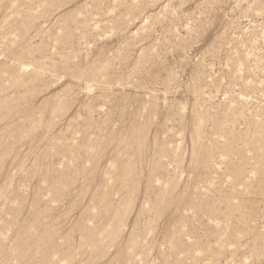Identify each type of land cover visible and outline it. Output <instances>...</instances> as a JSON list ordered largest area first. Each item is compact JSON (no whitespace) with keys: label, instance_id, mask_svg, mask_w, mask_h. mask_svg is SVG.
<instances>
[{"label":"rangeland","instance_id":"obj_1","mask_svg":"<svg viewBox=\"0 0 264 264\" xmlns=\"http://www.w3.org/2000/svg\"><path fill=\"white\" fill-rule=\"evenodd\" d=\"M0 264H264V0H0Z\"/></svg>","mask_w":264,"mask_h":264}]
</instances>
